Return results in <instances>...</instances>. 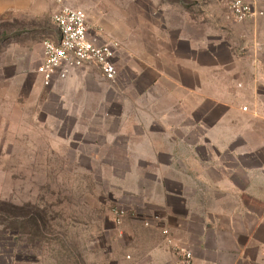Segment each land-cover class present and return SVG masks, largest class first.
Segmentation results:
<instances>
[{
    "label": "rangeland",
    "instance_id": "374dc122",
    "mask_svg": "<svg viewBox=\"0 0 264 264\" xmlns=\"http://www.w3.org/2000/svg\"><path fill=\"white\" fill-rule=\"evenodd\" d=\"M160 1L172 5L168 24L182 18L165 38L181 35L184 54L192 44L205 62L246 56L264 65V15L237 22L221 0H183L188 14ZM67 2L87 12L92 33L119 44L118 77L87 66L43 85L44 33L0 17V264H146V227L116 223L113 210L137 204L135 188L146 193V151L190 146V113L208 104L177 102L165 81L149 85V0ZM46 31L56 34L51 22ZM214 75L202 71L203 94Z\"/></svg>",
    "mask_w": 264,
    "mask_h": 264
},
{
    "label": "crops",
    "instance_id": "0c3cea01",
    "mask_svg": "<svg viewBox=\"0 0 264 264\" xmlns=\"http://www.w3.org/2000/svg\"><path fill=\"white\" fill-rule=\"evenodd\" d=\"M149 3V85L165 81L173 87L177 102L208 106L190 113V146L146 151V193L144 187L128 192L138 203L127 208L123 222L139 220L146 227V264H178L165 229L193 250L194 264H264V65L246 56L247 63L240 56L205 62L192 44L190 54H184L181 35L178 43L165 38L166 32L181 31L182 18L174 27L166 21L172 5L160 0ZM61 4L69 3L0 0V17L28 24L25 30L44 33V40L53 36L47 25H53L52 15ZM174 4L190 13L185 1ZM193 21L197 25L190 17L192 27ZM40 56L39 65L43 43ZM88 67L72 69L65 79L72 80L73 74ZM209 69L215 75L203 94L202 71Z\"/></svg>",
    "mask_w": 264,
    "mask_h": 264
},
{
    "label": "built area",
    "instance_id": "2783aa9c",
    "mask_svg": "<svg viewBox=\"0 0 264 264\" xmlns=\"http://www.w3.org/2000/svg\"><path fill=\"white\" fill-rule=\"evenodd\" d=\"M61 3L62 0H54ZM231 17L237 22L253 20L264 15L261 0H221ZM56 34L43 40V61L37 72L45 86L68 77L72 69L87 66L97 67L109 82H115L118 69L115 57L119 49L116 41H102L100 34L92 33L87 12L78 7L61 4L52 15ZM127 210L115 208L113 216L121 224ZM149 225V222H145ZM168 243L178 258V264H194V252L186 244L170 237L165 229Z\"/></svg>",
    "mask_w": 264,
    "mask_h": 264
},
{
    "label": "trees",
    "instance_id": "16d2710c",
    "mask_svg": "<svg viewBox=\"0 0 264 264\" xmlns=\"http://www.w3.org/2000/svg\"><path fill=\"white\" fill-rule=\"evenodd\" d=\"M175 1H179V2H182L183 0H175Z\"/></svg>",
    "mask_w": 264,
    "mask_h": 264
}]
</instances>
